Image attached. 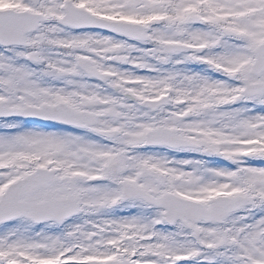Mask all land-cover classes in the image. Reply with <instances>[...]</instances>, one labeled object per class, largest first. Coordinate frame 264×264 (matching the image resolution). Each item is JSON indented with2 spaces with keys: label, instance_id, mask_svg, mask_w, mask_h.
<instances>
[{
  "label": "snow or ice",
  "instance_id": "6c2138e0",
  "mask_svg": "<svg viewBox=\"0 0 264 264\" xmlns=\"http://www.w3.org/2000/svg\"><path fill=\"white\" fill-rule=\"evenodd\" d=\"M0 264H264V0H0Z\"/></svg>",
  "mask_w": 264,
  "mask_h": 264
}]
</instances>
